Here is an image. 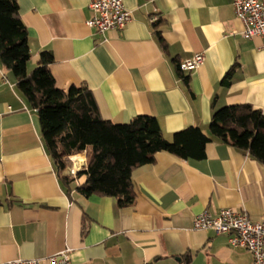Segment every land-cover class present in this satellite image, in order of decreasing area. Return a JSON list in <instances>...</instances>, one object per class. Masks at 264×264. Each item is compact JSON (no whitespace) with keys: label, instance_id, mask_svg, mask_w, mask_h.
Instances as JSON below:
<instances>
[{"label":"crops","instance_id":"1","mask_svg":"<svg viewBox=\"0 0 264 264\" xmlns=\"http://www.w3.org/2000/svg\"><path fill=\"white\" fill-rule=\"evenodd\" d=\"M16 1L32 54L28 72L50 51L57 87H88L106 120L154 116L172 140L191 126L210 135L223 106L264 112L262 38L243 35L232 0H123L131 21L104 34L86 23L90 0ZM197 53L203 64L181 71L179 62ZM73 156L75 169L85 166L79 174L86 152ZM71 165H55L38 112L0 62V263L48 264L69 248L72 264H254L227 235L193 228L196 215L223 208L264 219V164L248 151L216 137L201 160L159 151L134 169L135 199L124 207L112 196L82 194L85 174L65 184Z\"/></svg>","mask_w":264,"mask_h":264},{"label":"trees","instance_id":"2","mask_svg":"<svg viewBox=\"0 0 264 264\" xmlns=\"http://www.w3.org/2000/svg\"><path fill=\"white\" fill-rule=\"evenodd\" d=\"M158 38L165 48L159 33ZM31 57L27 27L17 1L0 0V62L12 72L18 90L38 112L43 140L58 169L69 166L70 156L86 152L87 167L79 173L85 174L86 180L77 188L86 196H112L119 207L130 206L135 199L132 173L136 167L153 162L159 151L201 160L206 157V145L212 137L248 151L264 164V112L251 104L215 110L210 135L191 126L167 140L154 116L141 114L129 122L114 123L102 117L88 87L58 88L50 70V51H42L37 66L28 72ZM230 76L231 70L225 83L230 82ZM72 179L75 178L62 176L65 184Z\"/></svg>","mask_w":264,"mask_h":264},{"label":"built area","instance_id":"3","mask_svg":"<svg viewBox=\"0 0 264 264\" xmlns=\"http://www.w3.org/2000/svg\"><path fill=\"white\" fill-rule=\"evenodd\" d=\"M236 16L244 25L243 35L247 38L260 36L264 51V0H232ZM88 7L91 16L88 26L104 34L108 30H122L131 21L132 14L123 0H90ZM204 54L197 53L179 62L183 72L197 69L204 62ZM72 165L70 175L77 178L75 157H69ZM193 228L196 230H213L216 234L228 236L232 247L244 248L253 255L254 264H264V219L254 221L244 211L223 208L217 213L202 212L194 217ZM71 249L66 248L48 257V264H72ZM0 264H42L37 258H18Z\"/></svg>","mask_w":264,"mask_h":264},{"label":"bare ground","instance_id":"4","mask_svg":"<svg viewBox=\"0 0 264 264\" xmlns=\"http://www.w3.org/2000/svg\"><path fill=\"white\" fill-rule=\"evenodd\" d=\"M80 163H81V162L78 160V161H77V164H80ZM78 167H79V166H78ZM78 167H76L77 170H78Z\"/></svg>","mask_w":264,"mask_h":264}]
</instances>
